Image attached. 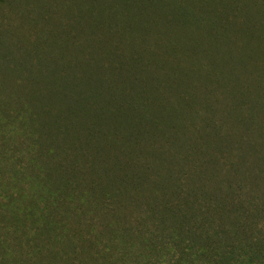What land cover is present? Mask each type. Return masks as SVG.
<instances>
[{
  "label": "rangeland",
  "instance_id": "obj_1",
  "mask_svg": "<svg viewBox=\"0 0 264 264\" xmlns=\"http://www.w3.org/2000/svg\"><path fill=\"white\" fill-rule=\"evenodd\" d=\"M215 1L201 0L195 15L187 13L170 30L137 19L138 10L124 4L0 2L1 156L6 155L7 165L9 160L15 166L21 163L29 177L31 171L45 168L48 158L43 148L53 149L52 162L66 155L77 172L76 188L89 190L83 198L73 192L69 199L76 204L83 200L88 206L97 198L113 202L118 198L127 234L120 240L139 252L142 264H264V0ZM152 10L145 8L147 13ZM76 14L80 22L73 21ZM195 16L207 20L199 31ZM166 30L168 39L177 42L173 49L162 36ZM151 32L155 38L144 36ZM201 33L206 35V52L196 46ZM139 38L154 44L150 48L154 59L176 75L173 85L164 82L169 90L153 86L136 99L128 89L130 80L147 77L150 67L116 68L121 57L147 54L138 46ZM95 59L112 65L106 75L64 73L66 63L90 60L93 64ZM7 62L11 69L5 71ZM41 64L56 73L39 71ZM113 74L129 83L123 88L110 82ZM82 78L88 85L83 87L105 91L113 85L115 90L110 91L116 100L104 98L110 109L103 114L106 119H114L118 107L125 108L122 103L128 107L135 100L141 111L154 102L147 114L156 116L158 126L150 129L132 116L133 121H126L130 131L126 141L119 139V132H125L118 130L112 139L97 134L98 142H72L75 124H85L92 109L76 108L61 99L55 102L53 94L65 86L64 102L79 101L73 88ZM36 92L51 95L30 98ZM12 103H22L24 109ZM44 122L59 125L53 136L45 135ZM3 186L16 195L23 193L26 183L13 187L0 181L1 192ZM169 210L175 215L172 221ZM162 213L166 223L157 219H163ZM201 213L208 214L203 227L176 220L178 214L179 219L186 215V221L201 222ZM132 218L136 221L127 225ZM171 231L181 240L180 248ZM185 238H189L186 250ZM161 243L160 256L155 257L152 245Z\"/></svg>",
  "mask_w": 264,
  "mask_h": 264
},
{
  "label": "trees",
  "instance_id": "obj_2",
  "mask_svg": "<svg viewBox=\"0 0 264 264\" xmlns=\"http://www.w3.org/2000/svg\"><path fill=\"white\" fill-rule=\"evenodd\" d=\"M91 2L114 7L120 4L133 6L135 10H138L137 19L152 21L155 25L158 23L161 26L158 27L162 30H170L171 26L181 21L183 22L184 17H187V13L195 15L201 0H91ZM215 3H218V0ZM163 5H167V8L164 9ZM150 7L155 10L147 13L145 8L151 9ZM159 9L171 10V14L166 15L163 13L164 10ZM118 10L121 9L118 8ZM123 11L127 12V9L125 8ZM76 15L72 17L73 21L80 22L81 17L78 20ZM193 21L196 23L195 31L201 30V24L207 22V20H203V17L200 20L197 16L193 18ZM169 30L162 32V36L166 38L165 41L172 44L170 47L173 49L177 42L172 37L168 39L167 33ZM210 32L208 34L215 36V34H212L213 32ZM154 34V32L145 33L144 36L155 38ZM205 36L201 33V40L197 39L196 41L198 43L196 46L201 49V52L207 51L204 47L206 44ZM119 40L124 39L122 37ZM120 42L122 41L118 43L115 41V44L119 45ZM138 42V46L141 47L142 51H147V54L126 58L121 57L118 61L120 65L116 68V70L122 71L125 66L129 68L133 65L139 69L150 67V75H147V77L139 76L130 80L132 85L128 89L134 93L136 99L141 92L143 93L147 89L153 88V86H157L160 91L161 89L166 90L169 85L174 84L176 75L174 71L165 69L163 64L154 59L152 55L153 49L150 50L154 44H150L146 39L141 40V38H139ZM64 66H67L64 72L66 75L70 73L79 75L91 74L93 72L106 75L112 68L109 61L106 60L103 63L99 59H95L93 64H91L90 60H83L66 63ZM6 68L11 69V64L5 63V71ZM46 70L49 73L45 72ZM39 71L47 73L49 76L56 73V71H50V67L42 64L39 66ZM192 75L194 76V73ZM101 78L103 79V76ZM119 79L113 74L110 82H115L123 88L129 83ZM164 82L169 83V85ZM76 85L78 87L73 89L77 92L79 101L73 98L72 101L64 102L65 94H63V90H67L65 86L58 87V93L53 94L55 102H59L61 99L60 101L64 104H69L70 106L74 104L76 108L92 109V113L85 118V124L81 122L75 124V132L70 135L73 137L72 142H98L97 134L106 139H112L113 137L110 136L115 135L118 130L125 132H119L121 137L118 136L121 141H126V134L130 136V131H126V121L127 119L133 121V118L136 122L146 124L150 129L156 128L154 127L157 125L156 121H154L156 116L151 117V115L147 114L154 102L148 108L144 106L141 111L135 108V100H132L133 102L129 103L128 107L125 103H122L125 108L118 107L115 118L109 119V121L103 115L110 110L105 105L107 100H104V98H114L116 100L115 95L112 96L111 93L112 90H115L112 87L113 85L108 84V88L105 91L103 87H92L93 89L83 87L88 86L85 85L83 78L76 82ZM40 95L47 97L51 94L44 95L36 92L31 93L30 98L39 100ZM144 96L147 98L146 95ZM42 102L46 103L45 99H41ZM12 104H16L18 107L21 106L24 109L22 103ZM46 113L49 115L47 111ZM132 116L133 118H131ZM46 125L45 122L42 124V130L45 135L53 136V133L59 127V125L55 124ZM43 149V154L48 158L45 168L39 172L31 171L29 177L26 174L25 167H19L21 163L15 166L14 161L12 163L9 160V165H7L6 155L3 157L0 154V181H6V184H13V187L18 183H26V187L22 189L23 193L18 192L15 195V193H10L11 190L8 187L4 186L3 191H0V264H142V257L139 252L121 241L127 234L124 232V230L126 231L124 229L126 224L124 223L125 218L122 217L123 205L119 199L116 198L115 202H113L112 199L105 201L102 198H97L98 200H94L92 203L88 202V206L83 200L78 201V204L72 203L69 198H71L70 196L73 197V192H78L79 198H83L89 190L87 188H76L75 185L79 182L74 181L73 177L77 172H74L66 155H64L63 159L60 158L52 162L53 149L51 147ZM64 165H68V167L63 168ZM99 174L103 176L102 173ZM158 178L159 176H157L156 180ZM152 181L155 184L156 181L154 179ZM47 182H50L54 187L47 185ZM25 189L28 191L25 192ZM91 191L93 192V190ZM164 194L165 192L163 191L161 196ZM178 194L179 196L182 195L180 192ZM148 203H150V213H153L155 207L152 200ZM173 214L172 210L168 212L169 221L174 220L175 215ZM165 216V213H162L163 219L159 216H157V219L166 223L164 221ZM176 216V220H181L178 223H182V220L185 219L184 222L189 225L193 226L198 222L203 227V219H206L208 214L204 217L203 213H201V222L196 218L186 221V215L181 219H179L178 214ZM134 221L136 219L132 218V221L127 225H132ZM170 236H173L172 241L179 245L180 248L181 240L177 241V234L171 231ZM186 241H189V238L184 239L182 248L185 250L187 249ZM161 245L162 243L159 246L156 244L152 245L153 250L156 249L155 257L160 256Z\"/></svg>",
  "mask_w": 264,
  "mask_h": 264
}]
</instances>
